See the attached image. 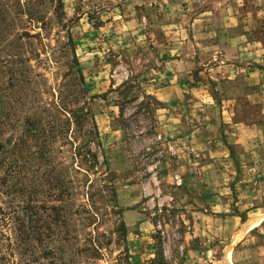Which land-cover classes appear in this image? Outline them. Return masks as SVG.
Instances as JSON below:
<instances>
[{
	"label": "rangeland",
	"instance_id": "374dc122",
	"mask_svg": "<svg viewBox=\"0 0 264 264\" xmlns=\"http://www.w3.org/2000/svg\"><path fill=\"white\" fill-rule=\"evenodd\" d=\"M31 10L48 23L25 28L40 35L31 64L49 101L69 70L61 49L74 40L100 133L94 148L117 193L96 200V220L77 212L68 242L50 217L44 246L62 251L46 257L33 237L17 239L20 219H30L20 205L59 190L36 162L11 169L18 149L5 142L0 264H264V0H33ZM60 145L54 164L78 184L71 147ZM76 199L92 207L85 193Z\"/></svg>",
	"mask_w": 264,
	"mask_h": 264
},
{
	"label": "trees",
	"instance_id": "16d2710c",
	"mask_svg": "<svg viewBox=\"0 0 264 264\" xmlns=\"http://www.w3.org/2000/svg\"><path fill=\"white\" fill-rule=\"evenodd\" d=\"M31 7L33 0H0V151H6L5 142L10 145L14 141L13 149H18L19 158L11 162V169L22 171L28 168L29 161L36 162V170L46 167L43 176L49 189L59 190L57 194L50 192L49 195L54 196L52 201L48 199L38 203L32 200L31 203L20 205L25 214L29 213L30 219L28 225L25 219H20L17 239L28 242L33 237L31 242L38 241L44 247V255L48 257L54 256L60 249L44 246L47 238L53 239L54 228L49 223L50 217L55 222L62 221L65 233H62L61 241L68 242L71 239L72 217L80 212L96 220L99 218L96 214L99 208H93L97 204L96 200L110 194L109 201H115L117 192L108 159L105 156L101 159L103 153L94 148V145L101 146L100 133L91 107L83 102L88 99V90L71 36L61 49L64 56L68 57L69 64L65 82L54 101L45 97L49 91L41 85L42 75L35 73L31 64L32 59L40 58L34 41L40 35H33L25 26L34 22L48 23L43 14L36 13ZM67 81L71 83L69 86ZM19 125H22V135L15 141L13 134L20 128ZM7 133L10 134L8 138L5 137ZM29 140L34 141L37 147L35 152ZM58 142L60 146L71 147L75 165L72 170L80 174L78 184L71 177L70 167H57L54 164L52 153ZM22 158L24 160L21 161ZM25 186L36 192L32 187ZM83 193L89 199L90 209L85 203L75 205L76 196ZM120 229L125 235L127 226L124 221ZM93 250L97 254L101 253L98 245Z\"/></svg>",
	"mask_w": 264,
	"mask_h": 264
},
{
	"label": "crops",
	"instance_id": "0c3cea01",
	"mask_svg": "<svg viewBox=\"0 0 264 264\" xmlns=\"http://www.w3.org/2000/svg\"><path fill=\"white\" fill-rule=\"evenodd\" d=\"M134 215L132 214V212L131 213H127V218H131V217H133ZM143 240H146V236L145 237H143ZM242 240V239H241ZM240 242V241H239ZM134 257H133V260L137 263H144L143 262V256L142 255H133Z\"/></svg>",
	"mask_w": 264,
	"mask_h": 264
},
{
	"label": "bare ground",
	"instance_id": "6f19581e",
	"mask_svg": "<svg viewBox=\"0 0 264 264\" xmlns=\"http://www.w3.org/2000/svg\"><path fill=\"white\" fill-rule=\"evenodd\" d=\"M264 217V216H263ZM262 222V219L259 220V222H257V224L254 225H250L248 230H245L242 235L234 242V243H238L239 241H241V239H243V237L245 236V234L250 231L253 227L257 226L258 224H260Z\"/></svg>",
	"mask_w": 264,
	"mask_h": 264
}]
</instances>
